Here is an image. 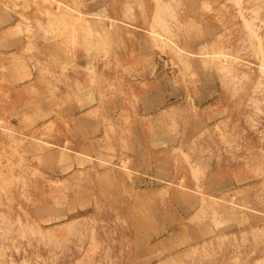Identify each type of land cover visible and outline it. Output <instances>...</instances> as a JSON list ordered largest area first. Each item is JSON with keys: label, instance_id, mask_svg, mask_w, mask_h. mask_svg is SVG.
Masks as SVG:
<instances>
[{"label": "rangeland", "instance_id": "rangeland-1", "mask_svg": "<svg viewBox=\"0 0 264 264\" xmlns=\"http://www.w3.org/2000/svg\"><path fill=\"white\" fill-rule=\"evenodd\" d=\"M0 264H264V0H0Z\"/></svg>", "mask_w": 264, "mask_h": 264}]
</instances>
